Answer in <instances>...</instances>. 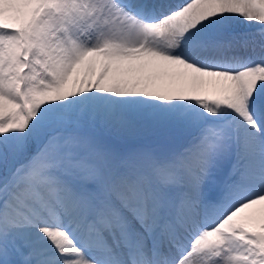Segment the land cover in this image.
Here are the masks:
<instances>
[{
    "label": "snow or ice",
    "instance_id": "snow-or-ice-1",
    "mask_svg": "<svg viewBox=\"0 0 264 264\" xmlns=\"http://www.w3.org/2000/svg\"><path fill=\"white\" fill-rule=\"evenodd\" d=\"M0 264H264V0H0Z\"/></svg>",
    "mask_w": 264,
    "mask_h": 264
},
{
    "label": "rangeland",
    "instance_id": "rangeland-1",
    "mask_svg": "<svg viewBox=\"0 0 264 264\" xmlns=\"http://www.w3.org/2000/svg\"><path fill=\"white\" fill-rule=\"evenodd\" d=\"M96 70H97V72H99V70H100L99 66H97V69Z\"/></svg>",
    "mask_w": 264,
    "mask_h": 264
}]
</instances>
